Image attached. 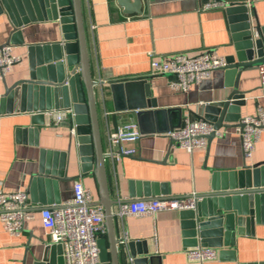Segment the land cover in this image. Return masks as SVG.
I'll list each match as a JSON object with an SVG mask.
<instances>
[{"label": "crops", "instance_id": "crops-1", "mask_svg": "<svg viewBox=\"0 0 264 264\" xmlns=\"http://www.w3.org/2000/svg\"><path fill=\"white\" fill-rule=\"evenodd\" d=\"M128 2L133 4L132 0ZM139 2L141 12L137 13L125 12L117 0H81L103 150L107 133L119 123L133 120L139 126L135 111L115 109L128 97L119 94L117 86L112 90V81L146 76L147 96L155 101L156 108H180L182 120L202 118L206 104L226 99L235 88L244 97L232 119L223 120L227 125L207 138L204 148L188 152L174 145L167 132H153L141 133L136 142L123 143L134 148V154L119 160L106 156L109 193L116 202L113 211L119 202L131 198L220 190L244 163L264 162V129L252 154L245 157L239 126L240 118L256 114L258 108L264 115L258 64L216 68L183 92L171 89L168 75L152 73L151 68L152 60H167L175 53L193 56L206 50L237 62L236 44L243 38H234L236 29L232 26L239 19L231 20L225 8H201L203 0ZM24 3L21 0L28 20L15 30L7 12L0 11V45L10 43L12 53L19 57L0 79V189L24 191L31 217L24 219L18 235L9 234L0 220V264H67L63 249L60 254L46 234L40 209L72 199L76 180L91 190L94 202L98 200L97 182L92 171H81L77 141L69 131L71 115L65 113L58 121L54 112H45L73 104L67 82L55 88L19 84L11 96L1 95L5 86L18 80L37 78L43 73H62L68 78L70 73L65 60L66 41L54 16L57 0L55 7L52 3L36 7L30 0L29 7ZM250 19L264 28V0L252 1ZM73 41L69 39L68 43ZM56 54L61 57L56 58ZM260 194L254 195L251 207H245L246 213L235 210L232 203L229 209H221L216 197L198 199L202 214H220L221 220L225 213L230 214L231 228L219 236V245L213 246L218 254L214 259L198 262L187 258L186 250L195 246L196 239L183 234L185 217L180 210H163L155 218L114 216L115 235L118 238L126 231L127 242L134 241L136 257L143 256L144 247L147 255L158 256L153 264H264V198L261 200ZM240 205L242 209V202ZM119 258L121 264L132 259L127 243L119 245Z\"/></svg>", "mask_w": 264, "mask_h": 264}, {"label": "water", "instance_id": "water-1", "mask_svg": "<svg viewBox=\"0 0 264 264\" xmlns=\"http://www.w3.org/2000/svg\"><path fill=\"white\" fill-rule=\"evenodd\" d=\"M31 5L49 4L55 7V0H30ZM117 0L118 4L125 8V12L140 13L139 0ZM234 1V5L226 8L231 15V20H238L239 23L233 25L236 32L234 38H243L241 43L236 44L237 62L230 58L227 62V69L251 67L259 64L264 59V28L255 25L249 21L247 6L241 0ZM29 7V0H23ZM58 7L54 10V16L59 22L62 38L65 44V60L70 70L68 78H64L60 73L56 76H48L43 73L37 78L22 79L16 81L10 86H5L2 97L11 96V91L17 88L19 84H32L42 87H59L65 82L69 85L72 94L73 121L76 129V141L80 160L81 171L83 173L92 171L97 182L98 200L92 202L95 205H101L104 212L105 237L98 240L99 245V263L98 264H121L119 258L118 239L115 235L114 215L112 206L116 203L110 197L109 186L106 174L103 143L100 133L98 111L95 100L96 81L92 78L90 62L87 49V41L82 16L81 0H57ZM5 10L11 20L13 30L28 20L23 14L21 0H0V11ZM239 13V16L238 14ZM73 39V44L68 40ZM71 47L73 52L71 53ZM59 53V51H58ZM61 54H56L60 58ZM49 73V72H48ZM146 76H137L125 78L118 81H112L110 87L115 90L117 86L118 93L126 95L128 99L120 107L115 106L116 110L135 111V116L139 124L141 133L169 132L180 126L181 109L180 108H156L155 101L148 98V88ZM83 86V90L81 87ZM115 93V92H114ZM243 92L237 88L232 90L226 99L211 102L203 107L202 119L212 123L214 131L207 138L215 135V131L220 127L226 126L225 119H232L236 106L242 103ZM146 122V123H145ZM242 124L239 123V126ZM231 181L220 190L199 194L201 197H216L221 209H229L230 203L235 210L246 213V206L251 207L254 195L264 193V162H258L253 165L245 164L242 170L235 172ZM260 194L262 200L264 196ZM230 199V200H229ZM216 201V202H217ZM231 201V202H230ZM240 202H242V209ZM214 204V203H213ZM200 204H196L195 209L180 210L185 220L182 222L183 234L185 236L195 237V245L217 246L219 245V236L226 235L227 230L231 228L229 223L230 214L225 213L224 220L222 215H205L200 212ZM250 213H252L250 208ZM221 221H224L223 225ZM57 250L62 254L60 244H55ZM134 241L127 242V248L132 257L126 261V264H153L158 256L147 255V249L144 247L143 256L136 257L134 252Z\"/></svg>", "mask_w": 264, "mask_h": 264}, {"label": "built area", "instance_id": "built-area-1", "mask_svg": "<svg viewBox=\"0 0 264 264\" xmlns=\"http://www.w3.org/2000/svg\"><path fill=\"white\" fill-rule=\"evenodd\" d=\"M253 0H241L247 6L250 19V7ZM234 5L230 0H203L201 8H228ZM19 60L12 53V45H0V79L10 71L11 66ZM227 60L214 50H206L197 55L175 53L167 60H152V73L168 75L171 89L187 91L189 87L203 78H207L216 68H225ZM260 79V96H264V59L257 65ZM47 114L55 113L56 120H61L65 113L72 117L69 126L71 134L76 135L73 121L72 106L62 110L45 111ZM240 135L245 157H249L264 129V115L261 108L254 115H245L240 118ZM214 131L212 123L202 118L185 117L180 126L167 132L174 145L192 152L194 149L204 148L207 136ZM218 132L215 131V134ZM141 132L137 123L128 120L119 123L113 130H109L106 138V156L119 160L123 155H132L135 149L123 145L125 142H136ZM201 196L192 192L185 195L131 198L119 202L113 215L122 219L129 215H149L153 218L163 210L195 209ZM91 190L81 180L73 184V197L59 205L42 207L40 216L42 225L52 244H60L67 264H98V240L105 236L104 212L101 205L92 203ZM27 194L24 191H3L0 189V220L5 230L11 235H18L23 228L24 219L31 217ZM118 245L127 243L128 234L122 231L117 238ZM217 250L213 246L196 244L186 250L189 260L203 262L217 258Z\"/></svg>", "mask_w": 264, "mask_h": 264}]
</instances>
